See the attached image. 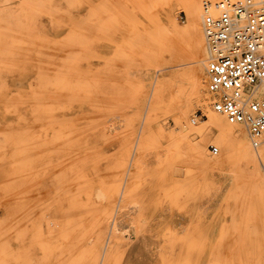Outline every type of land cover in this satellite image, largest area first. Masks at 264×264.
I'll list each match as a JSON object with an SVG mask.
<instances>
[{
	"label": "rangeland",
	"instance_id": "obj_1",
	"mask_svg": "<svg viewBox=\"0 0 264 264\" xmlns=\"http://www.w3.org/2000/svg\"><path fill=\"white\" fill-rule=\"evenodd\" d=\"M136 1L0 0V264H99L98 238L114 212L122 239L104 264H264V190L242 160L233 154L218 166L208 158L219 144L208 142L209 156H200L164 136L192 92L186 74L125 182L148 128L135 119L149 92L146 72L164 52L165 6L180 25L188 21L178 0ZM206 103L213 109L209 93ZM208 114L196 106L189 119L201 124Z\"/></svg>",
	"mask_w": 264,
	"mask_h": 264
},
{
	"label": "bare ground",
	"instance_id": "obj_2",
	"mask_svg": "<svg viewBox=\"0 0 264 264\" xmlns=\"http://www.w3.org/2000/svg\"><path fill=\"white\" fill-rule=\"evenodd\" d=\"M178 1L181 2L185 6V9H186L187 15H188V21L185 25H180L178 23V21L176 20L175 11L173 10L172 4L170 5V7L165 6V8L163 10V11H165V25L162 28L163 32H161L162 31L161 26L163 24L160 25L157 21V23L160 26L159 29H161L158 31L157 35L160 33L161 35L159 34L158 36L162 37V33H164V37H165L164 46L162 44H159L160 47L162 46L164 48V52L160 56L161 62L159 64H158V62H156L155 64L152 62L154 65H156V68L154 70L149 69L146 72V76L144 78L145 83L148 84L147 86L149 88V92L146 96L145 102H143L144 105H143L142 111H140L138 116H136L135 126L137 128V126L141 125V123L143 121L145 124L144 126L148 125V128H146L144 130L142 140L136 141L137 142L135 145L136 151L134 150L133 154H131L130 162H129V165L127 168V171H128L127 177H126L127 179L125 180V182L128 181V175L131 174V171L137 170V167L140 164V161L142 159V150L144 149L145 140L148 139L149 134L151 133V130H152V128H149V126L153 122H155L160 111H162L164 109L166 111L173 110V107L170 106L171 105L170 94H171V92H175L176 88L178 87L179 80L186 74L190 78V86L192 88V92L190 91L189 94L185 93L182 96L181 101L179 100L180 103H179V105L175 111L174 116H173V118L175 120V127L173 129H171V131L168 134H164L165 138H170V137L175 138L176 137V138L186 140L188 143H190V146L193 149V152L200 155V156H203V155L207 156L208 155V152H207V143L208 142L219 144L221 146V153L216 157L208 158V160H210L211 162H213L214 164H216L218 166H223V165H225L226 162L228 163V159L231 155H233V154L237 155L240 158V160H242V162H243V166H244L246 174H248L250 176V178L252 179V181H254V182H252V184L254 183L256 187L258 186L264 190V146H260L257 148L254 147V145L251 144L252 141H250L251 138H249L250 135H249V132H247L248 129L244 123H240V122L232 123V122H230L227 119V117L224 114H222L221 112L217 111L213 107L212 104L211 105H212L213 109L210 108L206 103V95H207V93H209L211 95V93L208 89V72H207V64H208V60L210 58V46H209V42H208V38H207V35L205 32V26H204V4L207 1L208 2H215L217 0H212V1H209V0H178ZM146 2L147 1H145V3ZM259 2H260V6L264 8V0H259ZM137 4H139L138 0L136 1V5ZM147 4L148 3H146L144 5H147ZM141 5L143 6L141 11L145 8L146 10H144V11H146V13H147V9L149 11V7L144 6L143 2ZM150 13H151V11H149L147 13V15H150ZM64 15H66V14H63V16ZM60 16H62V14H60ZM56 17H57V15H56ZM56 17H54V18L56 19ZM65 17H67V16H65ZM64 18L62 17V20H64ZM149 18H150L149 20H151V15ZM76 19L77 18L75 17V20L74 19L73 20L76 21V23H77L78 19L77 20ZM52 20H53V18H52ZM70 20L73 21L72 19H70ZM80 20H82V19H80ZM66 21H69V19L64 20V22H66ZM152 21H153V17H152ZM82 22L83 21H81L79 23L81 24ZM84 24H86V22H84ZM156 24H155V26H156ZM158 24L156 27H158ZM84 26H86V25H84ZM84 26H83V28H84ZM85 28H87V26ZM127 29H128V27H127ZM132 30H134V29H132ZM151 30H153V29L151 28ZM127 31H129V30H127ZM154 32L156 33V31H154ZM124 35H125V33H124ZM129 37L130 36H128V38ZM148 38H149V36L146 38V40H148ZM72 39H73V37H72ZM185 39H188L187 42L190 40V43L188 45H186V43L183 42V40H185ZM135 41L138 42L137 40H135ZM150 42H151V40H150ZM158 43L159 42H157V44ZM64 44H66V43H64ZM52 45H54V43ZM117 45H119V44H117ZM122 47H123V45H122ZM52 48H53V46H52ZM75 48H73V49H75ZM81 48H82V46H81ZM129 48L130 47H128L127 49H129ZM163 48H161V49H163ZM127 49H126V51H127ZM156 49L157 48L155 47L154 51H156ZM64 50H67V49H64ZM75 50H77V49H75ZM134 50H133V52H134ZM50 52H49V54H50ZM153 52H151V53H153ZM51 53H53V50ZM71 53H73V52L71 51ZM79 53H81V51ZM53 54H56V52ZM54 57L52 59H54ZM71 57H72V55H71ZM49 58H50V56H49ZM79 58H81V57H79ZM156 58H154V59H156ZM151 59L154 61L153 58H151ZM54 61H56V60H54ZM73 61H74V59H73ZM186 64H190V67L187 69H182V70H176L175 69V70H172L170 72H166L168 69H171L174 67H179V66L186 65ZM148 65H150V64L148 63ZM145 66H147V65H145ZM52 69H53V67L49 70H52ZM58 71H60V70H58ZM65 72H67V70ZM81 72H82V70H81ZM55 74H57V73H55ZM73 74L76 76L75 73H73ZM204 79H206V80L204 81ZM205 82H207V83H205ZM47 83H48V81H47ZM64 94H66V92L63 93L62 95H64ZM80 95H82V94H80ZM64 96H63V98H64ZM73 97L76 98L75 96H72V98ZM92 99H95V98L91 97V100ZM109 99H111V98H109ZM47 100H49V99H47ZM64 100H62V101H64ZM100 100H102V99H100ZM104 100H105V98H104ZM53 101H55V100H53ZM74 101H75V99L73 100V102ZM83 101H84V99H83ZM102 105H103V103H102ZM196 106L205 107L206 110L209 112V114H208V118L204 122H202L201 124L193 125L191 123V120L189 119V114L194 110V108ZM120 109H122V111H123V108H120ZM122 111L120 113H122ZM110 115H112V114H110ZM197 116H198V114H196V117ZM77 117L78 116H76V118ZM79 117H80V115H79ZM84 117H86V116H83V118ZM62 118H64V117H62ZM80 118H78V119H80ZM95 118H98V117H95ZM99 118H101V117H99ZM58 119H56V121ZM41 122H42V120H41ZM52 122H53V120H52ZM96 126H97V124H96ZM156 126H158L159 133H163L162 126H160L158 124ZM132 128L133 127H131V129ZM139 128H140V126H139ZM137 139H139V138H137ZM54 148H52V149H54ZM218 151H219V148H218ZM205 161H207V160H205ZM207 162H209V161H207ZM124 171H125V169H124ZM118 172L119 171H117V173ZM131 175H133V174H131ZM123 189H124V186H123ZM136 203L137 202H135V205H136ZM136 206H138V205H136ZM25 208H27V207H25ZM118 208H119V206H118ZM102 217L104 218V215ZM117 217H118L117 214L114 212V213H111L108 216V218H106V224H107L108 230H106L107 231L106 235L104 233V235L102 237L100 235L98 238L99 243L102 245L104 244L102 246L103 255H101L100 259H98L99 264H100V262H101V264H104V260H105V257L107 256V253L110 257L111 252L117 246V244L118 245L120 244V239H122L120 234H119L120 229L116 225L118 223ZM103 228H104V223L102 222L101 223V229H103ZM96 229H97V227H96ZM97 232H99V231H97ZM135 233H136V231H135ZM95 252H97V251H95ZM97 256L99 258V253H98V255H97V253H95V259L96 260H97Z\"/></svg>",
	"mask_w": 264,
	"mask_h": 264
},
{
	"label": "built area",
	"instance_id": "obj_3",
	"mask_svg": "<svg viewBox=\"0 0 264 264\" xmlns=\"http://www.w3.org/2000/svg\"><path fill=\"white\" fill-rule=\"evenodd\" d=\"M204 26L213 107L244 123L254 147L264 146V8L259 0L207 1Z\"/></svg>",
	"mask_w": 264,
	"mask_h": 264
}]
</instances>
